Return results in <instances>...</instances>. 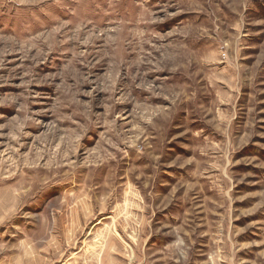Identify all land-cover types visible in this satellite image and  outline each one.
I'll use <instances>...</instances> for the list:
<instances>
[{
    "label": "rangeland",
    "instance_id": "obj_1",
    "mask_svg": "<svg viewBox=\"0 0 264 264\" xmlns=\"http://www.w3.org/2000/svg\"><path fill=\"white\" fill-rule=\"evenodd\" d=\"M0 264H264V0H0Z\"/></svg>",
    "mask_w": 264,
    "mask_h": 264
}]
</instances>
